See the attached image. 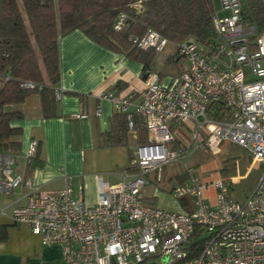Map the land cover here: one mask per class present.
Returning <instances> with one entry per match:
<instances>
[{
  "label": "built area",
  "instance_id": "built-area-1",
  "mask_svg": "<svg viewBox=\"0 0 264 264\" xmlns=\"http://www.w3.org/2000/svg\"><path fill=\"white\" fill-rule=\"evenodd\" d=\"M134 7L140 11L142 0ZM126 19L120 15L117 31ZM213 24L215 41L202 45L189 37L178 45L176 55L187 67L170 83L150 68L140 91L99 94L116 113L126 114L129 133L137 132L139 116L148 142L135 148L136 171L125 173L120 184L98 178L97 204L90 206L75 195L68 174L59 191L34 188L15 173L17 155L0 152V194L23 186L29 190L27 204L12 209L13 221L27 225L45 247L59 246L64 264H159L164 258L167 264H264V33L246 22L243 0H220ZM131 41L156 53L171 44L153 29ZM220 102L225 112L214 111ZM101 112L97 107L96 115ZM181 126L189 131L187 142L178 133ZM227 143L245 149L262 169L244 202L234 199L232 178L208 182L192 165L198 154L217 156ZM38 150L39 143L32 141L26 161ZM170 167H181L188 176L170 194L177 201L191 200V212L145 202L146 189L163 186ZM6 214L0 208V215ZM197 242L203 243L199 252Z\"/></svg>",
  "mask_w": 264,
  "mask_h": 264
},
{
  "label": "crops",
  "instance_id": "crops-1",
  "mask_svg": "<svg viewBox=\"0 0 264 264\" xmlns=\"http://www.w3.org/2000/svg\"><path fill=\"white\" fill-rule=\"evenodd\" d=\"M60 59L59 97L56 93L46 113L39 95L29 97L21 105L8 107V110L19 111L24 115V119L14 125L23 129L22 148L16 154L22 155L23 165L16 164L15 173L42 192L61 190L64 186L63 176L71 175L75 195L93 206L98 201V178L103 177L111 185L120 184L125 173L136 171L135 168L134 171L130 169V153L134 156L135 148L141 145L136 132L129 133L126 146H101L99 136L111 131L116 112L113 104L99 98V94L140 91L143 88L144 67L124 55L102 48L80 31L61 38ZM152 65L151 69L154 70ZM186 67L187 64L167 83L178 78ZM159 75L164 80L162 74ZM137 101H140L139 96L136 97ZM97 107L102 110L100 116L96 115ZM78 115L86 117L77 118ZM185 132L186 139L178 133L187 142L189 131ZM32 141L39 143V155L44 165L30 173L29 162L24 156ZM173 169H177L178 173L167 174ZM183 175L185 172L181 167L168 168L163 186L146 189L145 202L169 211L191 212V200L177 201L170 194L173 185L182 183L180 180ZM212 189L209 188L208 195L214 201ZM28 195L29 190L25 186L11 194H0V208L7 209L6 215H0V264H64L59 246L45 247L41 237L27 225L13 221L12 209L25 206Z\"/></svg>",
  "mask_w": 264,
  "mask_h": 264
},
{
  "label": "trees",
  "instance_id": "trees-1",
  "mask_svg": "<svg viewBox=\"0 0 264 264\" xmlns=\"http://www.w3.org/2000/svg\"><path fill=\"white\" fill-rule=\"evenodd\" d=\"M139 1L0 0V152L18 154L22 148L23 129L14 125L22 121L24 115L8 107L21 105L29 97L39 95L46 113L55 100L61 83L62 37L80 31L102 48L142 64L143 76L157 53L136 48L131 39L142 37L147 30L157 31L174 45H180L189 37L202 45L217 39L213 24L217 10L214 0H142V9L138 11L134 6ZM243 4L246 22L255 25L258 34H263L262 0H243ZM122 14L127 17L126 24L122 31H117L115 25ZM180 60L176 54L171 57L176 63ZM226 110L222 102L214 109ZM215 117L219 118L218 113ZM135 123L140 144H146L148 131L137 115ZM128 135L126 114L116 113L111 131L101 134L99 141L108 148L126 146ZM133 158L130 153L132 171ZM43 165L38 150L28 164V171L32 173ZM228 169L225 165L222 173ZM187 180L185 174L180 181ZM197 243L199 252L203 243Z\"/></svg>",
  "mask_w": 264,
  "mask_h": 264
},
{
  "label": "rangeland",
  "instance_id": "rangeland-1",
  "mask_svg": "<svg viewBox=\"0 0 264 264\" xmlns=\"http://www.w3.org/2000/svg\"><path fill=\"white\" fill-rule=\"evenodd\" d=\"M214 3L216 9L220 10V0H214ZM176 46H178V44H169L164 52L157 53L154 58L152 67L154 71L162 74L165 83L172 77L177 76L179 71L186 66L184 60H180L178 63L171 61V57L176 54ZM186 128H188V126H186ZM177 130L180 135L186 139L187 133L185 132V127H178ZM17 164L18 166L23 165V158L20 154L17 156ZM192 165L196 169L197 174L209 182L215 181L221 176L232 178V195L234 199L239 202H244L252 193L262 173L261 166L255 164L253 158L245 149L238 145L228 143L222 146L221 152L217 156L207 155L204 152L198 154L192 161ZM225 165L229 168L228 172L222 173ZM18 166H15V170H17ZM176 173H178L177 169L167 172L169 175H174ZM158 263L167 264L168 259L164 258L158 261Z\"/></svg>",
  "mask_w": 264,
  "mask_h": 264
}]
</instances>
